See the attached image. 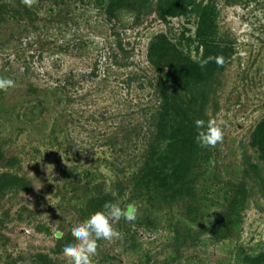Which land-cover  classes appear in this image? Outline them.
I'll return each instance as SVG.
<instances>
[{"label":"rangeland","instance_id":"obj_1","mask_svg":"<svg viewBox=\"0 0 264 264\" xmlns=\"http://www.w3.org/2000/svg\"><path fill=\"white\" fill-rule=\"evenodd\" d=\"M59 1L29 8L2 0L0 77L15 87L0 91V264H68L62 248L74 241L71 228L105 202L134 204L138 216L114 222L123 239L99 240L95 264H235L240 251L263 252L264 162L251 141L264 118V0H214L216 39L228 53L209 83L184 92L164 82L172 105L161 104L146 48L158 32L176 36L184 27L194 38V14L163 20L159 0H125L110 17L96 0ZM54 13L66 18L63 30L45 24ZM181 41V53L197 60V41ZM181 104L205 121L223 120L224 138L196 159L195 194L178 196L157 173L142 178L170 165L160 155L170 107L177 118ZM238 183L242 223L215 241L214 216Z\"/></svg>","mask_w":264,"mask_h":264},{"label":"trees","instance_id":"obj_2","mask_svg":"<svg viewBox=\"0 0 264 264\" xmlns=\"http://www.w3.org/2000/svg\"><path fill=\"white\" fill-rule=\"evenodd\" d=\"M122 1L125 0H96L95 3L104 8L110 17H117V12L120 11L119 5ZM225 1L227 2L228 0ZM63 2V0H60L59 5H62ZM156 6L158 15L163 20H166V16L173 15L189 17L194 14L196 17L194 38L184 36V31H186L184 27L176 36H169L163 32H158L150 38L146 48V60L158 75L157 91L162 100L161 104L166 105V103H169L172 105L176 100H169L170 95L165 91L164 82H169L175 87L182 86L184 92L191 85L209 83L213 67L218 62L223 61L228 50L225 46H218L219 41L216 39V22L219 10L216 8L214 0H208L205 3L203 0H159ZM7 7L8 3L3 4L2 0H0V19L4 16L5 11L8 10ZM54 14L44 19L45 24L51 28L56 26L59 30L66 28L67 23L64 15ZM71 19V23L73 24L77 20V18H74V15ZM181 40H184L188 46L193 41H197L195 49L197 50L201 47L197 60H193L188 55L181 53ZM205 61L207 62L201 67V63ZM160 78L162 79L160 80ZM179 107L182 110L180 109L181 111L178 113L177 118H174L177 110L173 106L170 107L171 113H173L172 124L166 131L167 133L165 132L168 134L170 142L160 155V158H171L170 165L161 169H155L156 167L147 168L144 171L142 179L143 182L149 183L154 174L157 173L162 182L168 181L164 183L171 188L172 194H177L178 196L182 193L193 195L192 193L194 192L192 191L195 189L193 166L196 164V159H201L204 156L208 158L209 153H206V148L201 147L195 139L197 129L194 122L198 118L201 119V115L197 113L198 110L190 111L189 104H181ZM251 145L256 146L259 156L264 162V118L257 124L253 132ZM85 173L87 174V171ZM138 185H141L140 182H138ZM244 191V186L238 183L234 189L227 190L224 193V206L217 214L215 213L216 215L210 229V235L213 240L220 241L231 237L232 231H236V228L242 223L243 218L240 211L243 209V204L245 203ZM188 212L192 213L195 211L189 209ZM235 264H264V251L257 254H247L244 251H240Z\"/></svg>","mask_w":264,"mask_h":264},{"label":"clouds","instance_id":"obj_3","mask_svg":"<svg viewBox=\"0 0 264 264\" xmlns=\"http://www.w3.org/2000/svg\"><path fill=\"white\" fill-rule=\"evenodd\" d=\"M21 3L31 8L38 3V0H21ZM206 62L201 63V67ZM14 87V80L0 77V91H7ZM194 123L197 129L195 139L201 147L214 148L218 143H222L223 120L217 121L210 118L205 121L198 118ZM137 216L138 208L134 204L121 207L119 203L105 202L102 209L93 212L71 228L74 241L66 243L62 248L68 264H95L93 257L97 254L99 240L112 242L123 239V234L114 227V222L121 219L132 222L137 219ZM55 236L57 239H62L64 233L57 231Z\"/></svg>","mask_w":264,"mask_h":264}]
</instances>
